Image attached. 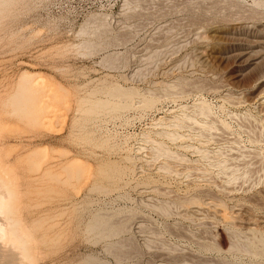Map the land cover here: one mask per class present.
<instances>
[{
    "label": "rangeland",
    "instance_id": "obj_1",
    "mask_svg": "<svg viewBox=\"0 0 264 264\" xmlns=\"http://www.w3.org/2000/svg\"><path fill=\"white\" fill-rule=\"evenodd\" d=\"M262 15L264 0H0V179L14 193V220L31 248L30 261L9 248L0 263L258 264L244 254L243 237L228 254L214 211L205 209L208 218L195 205L184 207L196 193L175 159L151 154L147 144L135 166L125 161L140 144L135 137L157 130L155 120L175 104L142 119L124 113L127 123L102 116L97 125L84 123L78 110L83 97L109 83L161 93V84L193 62L198 33L261 23ZM170 68L176 75L164 76ZM224 75L213 82L221 85ZM107 128L115 137L110 146L100 141ZM113 142L124 144L110 151ZM109 161L125 170L112 184L101 171ZM61 165L72 168L70 178L60 175ZM102 218L117 234L90 230ZM205 241L223 245L222 252L206 250Z\"/></svg>",
    "mask_w": 264,
    "mask_h": 264
},
{
    "label": "bare ground",
    "instance_id": "obj_2",
    "mask_svg": "<svg viewBox=\"0 0 264 264\" xmlns=\"http://www.w3.org/2000/svg\"><path fill=\"white\" fill-rule=\"evenodd\" d=\"M197 35V44L195 43L196 47L191 54L193 62L190 66L181 64L185 67H180L176 76L173 74L174 66L164 72V76L173 74L175 77L174 81L159 86L161 93L151 89H126L109 83L83 97L78 112L80 117L84 114L81 120L88 124H101L102 116L110 117L111 121L122 119L127 123L130 117L123 116L124 113L136 111L139 113L138 119H142L149 112L159 111V105L163 110L164 104H175L172 110L165 111V116L155 120L157 130L135 137L136 142L140 144L130 150L131 155L129 153L125 161L135 166L137 156L142 155L146 148L144 145L147 144L152 145L151 154L175 159L180 168L177 170L179 176L182 180L193 178L191 181L196 193L194 197L184 201L180 198L184 207L195 205L201 211H214L211 214H214L212 219L217 227L222 228V239L227 241L229 246L226 249L228 254L239 250L236 245L237 238H245V253L241 249L240 251L256 261L255 263L264 264V216L257 214L258 211L264 213V104L260 103L264 98V21H236L220 26L217 24ZM180 63L182 61L178 64ZM197 67H201L200 70H197ZM221 73L225 74L222 86L213 82L221 78ZM204 81L213 82L219 87L212 83L206 87ZM213 100L218 101L217 104L214 105ZM254 107L257 111H253ZM105 133L100 138L102 140H99L102 145L110 146V142L115 140L114 134L108 128ZM131 137L133 136H125L124 143H128ZM124 143L113 142L110 151L119 150ZM139 159L141 160L140 157ZM76 163L74 161V164ZM59 167L60 175L64 172L68 174L67 178H70L72 168L70 171L63 165ZM105 167L101 171L110 184L125 173L124 168L110 161ZM125 168L132 169L129 166ZM133 169L135 170L134 167ZM77 172L74 174L77 175ZM54 178L56 180V177ZM202 182L205 186L200 185ZM99 186L94 185V189ZM0 189L4 191H0L1 256L10 248L13 250L12 256L16 259L30 261V235L20 232V223L14 220L15 214L11 210L14 193L9 189L5 178L0 179ZM207 211L206 215L209 214ZM103 220L96 221L90 226V230L101 235L104 233L106 236L117 234L118 227L115 230L112 227L114 225L111 226L110 222ZM205 242L203 248L206 250L222 252L223 245Z\"/></svg>",
    "mask_w": 264,
    "mask_h": 264
}]
</instances>
